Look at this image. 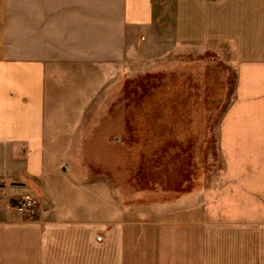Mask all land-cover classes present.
<instances>
[{
    "label": "crops",
    "instance_id": "0c3cea01",
    "mask_svg": "<svg viewBox=\"0 0 264 264\" xmlns=\"http://www.w3.org/2000/svg\"><path fill=\"white\" fill-rule=\"evenodd\" d=\"M216 42L233 47L234 97L222 167L195 194L83 220L42 184L39 215L16 211L43 176L49 91L70 122L137 52ZM0 264H264V0H0Z\"/></svg>",
    "mask_w": 264,
    "mask_h": 264
},
{
    "label": "rangeland",
    "instance_id": "374dc122",
    "mask_svg": "<svg viewBox=\"0 0 264 264\" xmlns=\"http://www.w3.org/2000/svg\"><path fill=\"white\" fill-rule=\"evenodd\" d=\"M137 53V58L125 62L117 79L94 90L90 103L95 102L87 107V111L82 108L77 115L75 107L69 108L66 120L70 118V122H61L64 109L57 103L58 108L55 109L54 92L49 91L42 183H34L38 192L30 188L24 193L37 200V214L31 220L39 215L40 205L45 201L42 184L59 216L100 220L125 214L127 217L143 218L150 214L152 205L170 204L180 195L195 194L208 176L222 167L218 127L234 97L232 45L216 42L169 47L145 55L140 51ZM155 74L174 76L181 81L176 84L178 88L183 86L186 78L194 88L190 89L192 97L188 99L183 98L182 93H176L165 101L166 104H173L179 115L175 129L182 128L179 132L186 136L183 137L185 143L182 142L185 147L180 151L182 159L175 156L176 150H166L173 155L171 158L158 150L159 154L162 153L161 160L144 167L143 174L138 175V180L134 182L133 169L139 160L137 155L140 150L128 152L120 141L126 108L124 100L127 93L135 90V82L141 83L145 75ZM87 86L91 91L94 82L87 83ZM166 108L165 105L162 107L161 121L170 122L172 118L166 117ZM146 120L148 124L159 121L154 113ZM162 127L158 129L160 136L168 138L170 130L167 126ZM74 154L80 155L81 159L76 158L83 166L80 165L77 170L71 162Z\"/></svg>",
    "mask_w": 264,
    "mask_h": 264
},
{
    "label": "trees",
    "instance_id": "16d2710c",
    "mask_svg": "<svg viewBox=\"0 0 264 264\" xmlns=\"http://www.w3.org/2000/svg\"><path fill=\"white\" fill-rule=\"evenodd\" d=\"M137 82H135V84H137L135 90L125 95L124 105L126 108H124L125 117H123V135L120 140L122 146L128 152H130V150H140V152H138L139 155H137L139 160L133 169L134 176L132 175V179L134 182L138 180V175L141 176V173L143 174L142 170L144 167L148 166L151 162L156 163L161 160L162 153L166 154L165 156L167 158L173 157V155L171 156V153H167L166 150H176L177 154L175 156H177L178 159H182L183 154L180 151L185 147L183 146L185 143V140L183 141V139L186 136L179 132L182 130L181 127H176L177 130L175 129V125L179 123L177 122V117L179 115L176 112L175 106L171 103L166 104L165 101L168 96L170 97L176 93H182V97L188 99V97H192V93L189 94V92L193 87L191 86V82L185 78L183 81V86L185 87L179 86L178 88L176 84L181 81H178L172 75L165 77L156 74L149 76L145 75L141 79V83ZM165 96L167 97L165 98ZM164 105L167 106V111L165 112L166 117L172 118V121L170 122L161 121V118L163 117L161 110ZM153 109L155 112H152ZM181 111L180 114H182ZM151 113H154L159 121L148 124L146 119L149 120ZM162 126H167L168 130H170L168 138L160 136L161 134H159L158 129H162ZM187 134L188 136L190 135L189 137H192L190 132H187ZM158 150H161L162 153L159 154ZM88 151L89 150H87L86 154Z\"/></svg>",
    "mask_w": 264,
    "mask_h": 264
},
{
    "label": "built area",
    "instance_id": "2783aa9c",
    "mask_svg": "<svg viewBox=\"0 0 264 264\" xmlns=\"http://www.w3.org/2000/svg\"><path fill=\"white\" fill-rule=\"evenodd\" d=\"M13 207L17 212L28 219H32L37 214V200L28 194H21L12 199Z\"/></svg>",
    "mask_w": 264,
    "mask_h": 264
}]
</instances>
